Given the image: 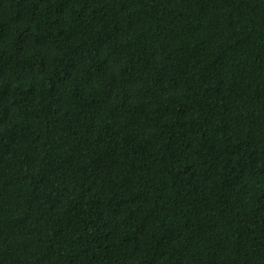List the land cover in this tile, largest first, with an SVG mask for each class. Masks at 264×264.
<instances>
[{
    "label": "trees",
    "instance_id": "obj_1",
    "mask_svg": "<svg viewBox=\"0 0 264 264\" xmlns=\"http://www.w3.org/2000/svg\"><path fill=\"white\" fill-rule=\"evenodd\" d=\"M0 264H264V0H0Z\"/></svg>",
    "mask_w": 264,
    "mask_h": 264
}]
</instances>
